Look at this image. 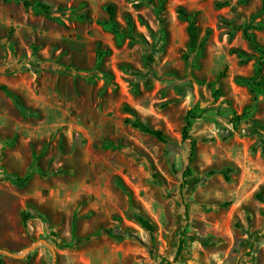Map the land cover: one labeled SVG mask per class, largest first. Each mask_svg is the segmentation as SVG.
Listing matches in <instances>:
<instances>
[{"label": "rangeland", "instance_id": "obj_1", "mask_svg": "<svg viewBox=\"0 0 264 264\" xmlns=\"http://www.w3.org/2000/svg\"><path fill=\"white\" fill-rule=\"evenodd\" d=\"M27 1L0 0V86L22 103L0 89V249L264 264V0ZM0 264L54 257L41 244Z\"/></svg>", "mask_w": 264, "mask_h": 264}, {"label": "trees", "instance_id": "obj_2", "mask_svg": "<svg viewBox=\"0 0 264 264\" xmlns=\"http://www.w3.org/2000/svg\"><path fill=\"white\" fill-rule=\"evenodd\" d=\"M24 2H25L26 6H32V4L29 1L24 0ZM229 5H230L229 2L218 3L219 8H222L224 6H229ZM42 7L44 9H49L48 7H45V6H42ZM108 10L110 12V15L113 17L114 12H115L114 7H109ZM179 14H180L181 18H183L188 23L187 32L189 35V43H190L189 48L191 51L196 52L200 48V44H199L200 29L196 25L195 21L193 20V16L190 15L186 10L181 9L179 11ZM234 28L237 31L241 30L243 32L244 36L247 38V40L250 43H252L254 45V47L259 48L257 43L255 42L253 35H251L249 33V30L247 28H244V27H240V28L234 27ZM0 89L3 90L6 93V95L9 96L20 109H22V103L16 94H14L12 91H10L6 86H0ZM125 110H126V112L135 116V112L133 110H131L129 107H126ZM127 122L130 123L134 128L140 130L142 133H145V134H148V135L155 137L159 142H161L163 144H170V139L164 134L163 131L153 129L150 125H148V124H146L140 120H137V119L134 121H127ZM192 127H193L192 122L190 120H188L183 131H182L183 132V138L185 140L191 141V158L194 157L196 147L198 144L197 141L193 140L191 135H190V131H191ZM226 178H228V177H226ZM16 180H17V182L23 183V182H26L27 179H25V180L16 179ZM133 218H135V217H133ZM183 249H184V245L181 242V245H180V248L177 252L176 258H178L183 253V251H182Z\"/></svg>", "mask_w": 264, "mask_h": 264}, {"label": "water", "instance_id": "obj_3", "mask_svg": "<svg viewBox=\"0 0 264 264\" xmlns=\"http://www.w3.org/2000/svg\"><path fill=\"white\" fill-rule=\"evenodd\" d=\"M41 244L48 245V246L51 248V250H52V252H53V257H54V264H56V260H57V254H56V251H55V249H54L53 247H51V246H50L46 241H44V240L34 243L32 246H30V247L24 249V250L22 251V253H20L19 255H15V254H13V253L10 252V251L2 250V249H0V255L13 257V258H15V259H24V258H26V256H27L30 252L34 251V250H35L39 245H41Z\"/></svg>", "mask_w": 264, "mask_h": 264}]
</instances>
